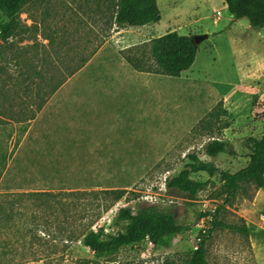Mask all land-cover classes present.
Masks as SVG:
<instances>
[{
	"label": "rangeland",
	"instance_id": "1",
	"mask_svg": "<svg viewBox=\"0 0 264 264\" xmlns=\"http://www.w3.org/2000/svg\"><path fill=\"white\" fill-rule=\"evenodd\" d=\"M114 3L31 0L14 38L1 47L0 194L96 192L63 195L40 209V201L15 198V209L9 208L13 218L5 211L10 200L0 199L5 205L0 211L3 264L13 259L17 264H150L162 256L165 264H183L191 252L189 231H197L212 208L218 207L216 218L223 226H247L251 234L255 224H264V193L256 200L252 183L243 184L236 199H226L219 177L202 173L195 178L205 187L193 198L164 186L165 176L181 171L188 155L203 158L200 146L211 135L238 133L233 150L239 154L213 159L221 170L237 173L248 165L245 140L264 133V29L234 19L227 0H158L156 35L209 34L183 78L169 77L129 63L128 57H149L152 36L116 26ZM217 12L222 16L215 24ZM84 58L87 63L67 75V68ZM225 104L231 114L225 115ZM224 116L237 125L223 132L210 126ZM113 190L124 191L119 201L107 193ZM150 196L188 228L170 249L149 252L140 244L108 256L83 246L84 231L117 233L119 208L149 207L143 198ZM34 219L47 227L37 232L43 245L32 249L34 237L26 231ZM223 226L213 223L204 241L208 264H258L250 239ZM72 235L75 240H68ZM35 251L41 259H28Z\"/></svg>",
	"mask_w": 264,
	"mask_h": 264
},
{
	"label": "trees",
	"instance_id": "2",
	"mask_svg": "<svg viewBox=\"0 0 264 264\" xmlns=\"http://www.w3.org/2000/svg\"><path fill=\"white\" fill-rule=\"evenodd\" d=\"M31 0H0V51L2 45L8 43L14 38L15 34L21 26V14L24 12L25 6ZM115 3L114 24L118 27H142L152 23L161 21V11L158 7L157 0H113ZM229 13L236 20L246 19L253 29H264V0H227ZM149 57L143 54L139 57H128L129 63L139 71L154 72L169 77H180L185 71L191 69L196 61L198 54V46L193 43L191 36L181 35L178 32H169L165 35L152 39L150 42ZM88 59L84 58L75 67L67 68V75H73L77 70L82 68ZM56 64V63H54ZM66 76V75H65ZM59 82L53 87L52 93L56 92L60 86ZM227 115V111H224ZM206 145L205 152L210 157H216L219 154L226 153L233 155V145L229 141L218 140L213 137ZM245 148L248 150L249 163L237 173H230L221 170L212 162L201 160L197 155H188V163L178 173L171 175L167 180V188L176 190L184 195L195 197L204 187L205 182L197 180L195 175L206 174L210 178L219 177L223 185V192L227 195L226 199H236L243 184L252 183L256 190L264 188V133L261 137H249L245 140ZM3 172L0 171V180ZM65 193V194H63ZM77 198L87 195H96V192L76 193L70 192ZM69 192H25L13 194H0V199H9L10 204L7 211L4 203L0 201V211L7 212V215L14 217L11 210H14L18 198L26 197L28 200L40 201L38 206L40 209L43 205L53 201H58L63 195H70ZM115 196L119 201L123 195L122 190H113L107 192ZM81 194V195H78ZM78 195V196H77ZM62 200V199H61ZM60 200V201H61ZM7 202V201H6ZM52 208V205H48ZM11 208V210L9 209ZM218 212V211H217ZM115 223L120 226V230L115 234L107 233L104 229L99 231L86 230L80 238L81 243L90 251L103 254L115 255L122 248L127 246H136L143 243L146 236H150L159 249H170L173 241L177 236L183 235L188 228L178 223L173 212L158 207H143L133 212L130 207L119 208ZM33 227H27V236H33L34 239L29 245L32 249L35 244L43 245V238L38 236V231L47 227L37 219L31 221ZM26 225V224H25ZM30 225V223H29ZM214 226L221 227L223 224L215 219ZM231 230L240 232L250 239V232L247 226H223ZM45 230L47 228H44ZM46 234L52 235L51 230H47ZM61 233L64 230L61 229ZM71 235V234H70ZM54 239H58L54 236ZM68 240L74 241L75 238L68 236ZM26 240V238H25ZM24 240V241H25ZM63 241H65L63 239ZM67 241V240H66ZM205 242L198 251L189 252L188 258L183 264H208L206 258ZM28 255L23 256L27 259ZM39 251L32 252L28 259L36 261L41 259ZM10 260L8 264H17V260ZM0 264H3L0 262ZM49 264V263H46ZM84 264H87L85 262Z\"/></svg>",
	"mask_w": 264,
	"mask_h": 264
},
{
	"label": "crops",
	"instance_id": "3",
	"mask_svg": "<svg viewBox=\"0 0 264 264\" xmlns=\"http://www.w3.org/2000/svg\"><path fill=\"white\" fill-rule=\"evenodd\" d=\"M158 1V0H157ZM157 23H152V24H149V25H145V26H142V27H128V28H130V29H140L141 31H144V34H143V36H145L146 38L147 37H149V36H152V39H154V38H157V37H160V36H158V35H156L157 33H156V31H155V28H154V25H156ZM218 24V23H217ZM208 36H209V34H208ZM148 41H150V40H148ZM186 72V71H185ZM184 73V72H183ZM182 73V74H183ZM184 75V74H183ZM183 75L181 76L182 78H183ZM191 81H196V80H191ZM218 85H226L227 87L228 86H234L233 85V83H230V82H227V83H225V84H221V83H219V82H216ZM230 96H231V94H229V95H225L224 96V101H225V103H226V101L228 100V98H230ZM224 109L228 112V111H230L228 108H227V104H225V106H224ZM229 114H231L230 112H228ZM229 123V124H228ZM236 122L233 120V118L231 119L230 117H221V119L220 120H218L217 122H216V124H213V123H211L210 124V126H215V125H217L219 128H221V129H218V131H225V130H227V129H229L230 127H234V126H236L237 124H235ZM224 125V126H223ZM225 134H226V132H225ZM165 135V134H164ZM166 136V135H165ZM213 137H216V136H214V135H211V136H208L207 138L209 139V141L211 140V139H214ZM238 137V133H236V134H231V135H229V136H227L226 138L225 137H216L218 140H223V141H229V142H231L232 143V145L234 144V142L236 141V139H238L237 138ZM253 137V136H252ZM208 141V142H209ZM208 142H206L205 144H202L200 147V149H202L203 147H204V150L202 151L203 153H205V155H203V158H200L198 155V157L202 160L203 159V161H206V162H212V163H214L218 168H219V166L215 163V161L213 160V159H216V158H219V157H221V156H227L228 154H226V153H222V154H219L218 156H216V157H210V156H208L207 154H206V152H205V145L208 143ZM248 153V152H247ZM239 154V151L238 150H234V154L233 155H230V156H232V157H235L236 155H238ZM194 155H196V154H194ZM204 156H206V157H209L210 159H208V160H204ZM248 160H249V157H248ZM233 173H235V172H233ZM258 191V195H257V197H256V200L259 198V196H260V194L261 193H264V188L263 189H261V190H257ZM262 220V219H261ZM264 221V220H263ZM260 223H262V222H260ZM254 224H255V222H254ZM263 224V223H262ZM257 227H256V229H255V232L256 233H251L250 234V241H251V245H252V247H253V250H254V252H255V254H256V258H257V260H258V264H264V224L263 225H257V224H255Z\"/></svg>",
	"mask_w": 264,
	"mask_h": 264
},
{
	"label": "built area",
	"instance_id": "4",
	"mask_svg": "<svg viewBox=\"0 0 264 264\" xmlns=\"http://www.w3.org/2000/svg\"><path fill=\"white\" fill-rule=\"evenodd\" d=\"M221 12H217L215 19H214V23L217 24L218 21L221 19ZM170 174L165 176V184L167 187V180L169 179ZM225 197H227V195H225ZM145 201H148V206H155L156 202L158 201L157 198H153V197H144L143 198ZM123 207H129L127 205H124ZM218 211V207L212 208L211 210H209L208 212H205V214L203 215V217L200 220V224L197 225V231L194 230H190L189 234L192 235V240H191V249L193 251H198L200 249V247L202 246L203 242L205 241L206 238H208L209 233L213 227V223L215 222L216 219V214ZM262 220H264V217L261 218ZM142 246L145 250L147 251H152L155 252L157 248L155 242L152 240V238L150 236H146L145 240L142 243ZM165 264L166 261L164 259V257L162 256L161 261H157V262H153L151 261L150 264ZM149 263V262H148Z\"/></svg>",
	"mask_w": 264,
	"mask_h": 264
},
{
	"label": "water",
	"instance_id": "5",
	"mask_svg": "<svg viewBox=\"0 0 264 264\" xmlns=\"http://www.w3.org/2000/svg\"><path fill=\"white\" fill-rule=\"evenodd\" d=\"M208 37H209L208 34H202V35H197V36L192 37V40H193V43H194L196 46H198V44H199L201 41L207 39Z\"/></svg>",
	"mask_w": 264,
	"mask_h": 264
}]
</instances>
